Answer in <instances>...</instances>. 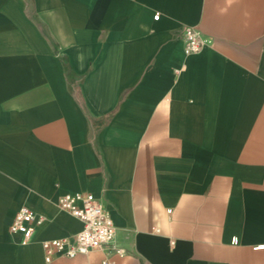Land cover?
<instances>
[{"label":"crops","instance_id":"crops-1","mask_svg":"<svg viewBox=\"0 0 264 264\" xmlns=\"http://www.w3.org/2000/svg\"><path fill=\"white\" fill-rule=\"evenodd\" d=\"M77 193L114 239L45 263ZM105 260L264 264V0H0V264Z\"/></svg>","mask_w":264,"mask_h":264},{"label":"built area","instance_id":"built-area-1","mask_svg":"<svg viewBox=\"0 0 264 264\" xmlns=\"http://www.w3.org/2000/svg\"><path fill=\"white\" fill-rule=\"evenodd\" d=\"M184 54H197L202 51L206 43L200 34L193 28L183 31ZM58 208L79 220L82 229L75 235L62 239L43 241L45 263L61 254L69 259L77 256H87L95 251H103L111 245L115 228L109 214L100 203L89 193L65 194L56 201ZM44 223L42 215L35 214L27 207L20 208L8 228L10 235L19 236L22 245H26L32 238L36 228ZM122 255L121 250H117ZM102 264H113L107 260Z\"/></svg>","mask_w":264,"mask_h":264}]
</instances>
